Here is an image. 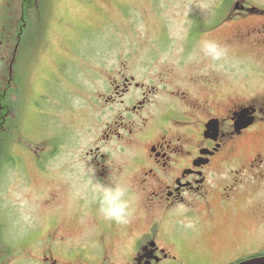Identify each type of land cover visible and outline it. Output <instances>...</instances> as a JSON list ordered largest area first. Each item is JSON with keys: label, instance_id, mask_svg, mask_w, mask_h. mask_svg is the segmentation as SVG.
I'll return each instance as SVG.
<instances>
[{"label": "rangeland", "instance_id": "obj_1", "mask_svg": "<svg viewBox=\"0 0 264 264\" xmlns=\"http://www.w3.org/2000/svg\"><path fill=\"white\" fill-rule=\"evenodd\" d=\"M253 2L264 8V0ZM231 9V0H46L38 11L35 4L27 9L24 0H0V26L7 23L11 28L12 51L20 27L31 28L15 52L14 110L8 135L0 144V264H51V257L58 264L70 262L49 254L48 237L59 232L75 240L83 231H92L102 216L99 212L83 214V206L97 211L104 187L131 186L129 177L121 175L122 181L110 166L113 160L125 168L137 148L105 149V159L90 155L106 123L111 125L119 118L118 110L108 107L101 112L96 107L103 71L107 70L110 81L115 77L150 81L158 93H164L159 84L164 80L167 90L181 88L188 76L213 68L200 51V41L228 43L231 23L213 25L212 21L216 12H220L219 22ZM235 47L243 52L251 45L235 42ZM223 70L220 67V87L214 96L229 91V71ZM3 75L1 84L6 82L7 70V76ZM162 97L158 95L159 100ZM121 116L128 119L123 111ZM27 142L39 150L45 169H39L36 156L26 151L22 163L12 160L17 144ZM134 208L124 234L117 230L112 236L116 244L118 238L125 241L145 225L138 219L140 210ZM40 234L45 238L31 244L32 237ZM214 236L206 234L201 244L206 251H211ZM83 237L82 243L90 247L93 238ZM41 239L43 249L39 248ZM75 250L84 252L86 247Z\"/></svg>", "mask_w": 264, "mask_h": 264}, {"label": "flooded vegetation", "instance_id": "obj_2", "mask_svg": "<svg viewBox=\"0 0 264 264\" xmlns=\"http://www.w3.org/2000/svg\"><path fill=\"white\" fill-rule=\"evenodd\" d=\"M24 1L27 9L34 4L38 11L43 8L44 0ZM231 8L219 22L216 12L212 21L232 25L228 43L223 44L227 57L211 61L213 68L203 74L188 76L181 88L167 90L164 80L159 82L164 93H158L150 81L134 77L110 81L103 71L96 107L101 112L108 107L118 110L119 118L106 123L90 155L105 159V149L139 150L125 168L113 160L110 168L131 179L128 197L145 225L116 244L112 236L117 230L123 235L126 227L98 218L92 231H83L75 240L54 232L48 237L49 254L65 257L70 261L65 264H239L264 257V8L253 0H231ZM6 25L0 26V77L8 72L6 82H0V144L12 121V72L19 46L17 42L12 51V32ZM30 29L23 25L17 35ZM235 42L251 48L236 51ZM222 66L229 71V91L214 96ZM161 94L164 100L158 99ZM15 149L16 164L22 163L26 151L36 156L39 169H45L39 150L20 143ZM85 212L98 213L99 208L89 211L83 206ZM210 233L215 234L211 240L215 247L206 251L201 244ZM85 235L94 240L90 247L82 243ZM32 238L34 244L45 237ZM40 241L43 249L44 240ZM67 245L86 250L70 251ZM51 259V264H58Z\"/></svg>", "mask_w": 264, "mask_h": 264}, {"label": "clouds", "instance_id": "obj_3", "mask_svg": "<svg viewBox=\"0 0 264 264\" xmlns=\"http://www.w3.org/2000/svg\"><path fill=\"white\" fill-rule=\"evenodd\" d=\"M200 51L210 61L220 62L228 55L227 49L213 39H202ZM99 213L105 221L118 225L132 222L135 208L128 197V189L123 185L106 186L99 197Z\"/></svg>", "mask_w": 264, "mask_h": 264}, {"label": "water", "instance_id": "obj_4", "mask_svg": "<svg viewBox=\"0 0 264 264\" xmlns=\"http://www.w3.org/2000/svg\"><path fill=\"white\" fill-rule=\"evenodd\" d=\"M240 264H264V257H260V258H253L247 261H244Z\"/></svg>", "mask_w": 264, "mask_h": 264}, {"label": "trees", "instance_id": "obj_5", "mask_svg": "<svg viewBox=\"0 0 264 264\" xmlns=\"http://www.w3.org/2000/svg\"><path fill=\"white\" fill-rule=\"evenodd\" d=\"M46 3V0H44V4ZM41 17H43V14H42V16ZM29 34V32H26V33H23L22 35L24 36V35H28ZM22 35H19V36H17V42L20 44V41H21V38H22ZM16 42V43H17ZM24 64V63H23ZM23 64H22V66H23ZM22 77V76H21ZM24 85V82L22 81V86ZM7 162V161H6Z\"/></svg>", "mask_w": 264, "mask_h": 264}]
</instances>
